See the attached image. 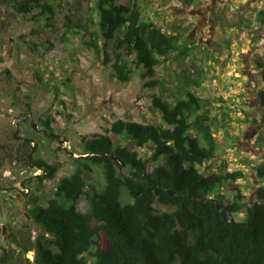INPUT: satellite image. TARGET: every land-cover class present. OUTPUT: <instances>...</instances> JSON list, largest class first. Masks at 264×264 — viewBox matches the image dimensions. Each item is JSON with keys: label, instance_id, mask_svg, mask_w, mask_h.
<instances>
[{"label": "trees", "instance_id": "obj_1", "mask_svg": "<svg viewBox=\"0 0 264 264\" xmlns=\"http://www.w3.org/2000/svg\"><path fill=\"white\" fill-rule=\"evenodd\" d=\"M3 2L14 4L20 14H34L35 20L55 15L54 5L43 0ZM96 10L98 24L90 17L72 27L90 35L87 46L112 62L108 51L112 44L113 69L120 82L128 83L139 73L145 88L162 87L157 68L180 49L186 29L175 24L165 30L146 20L140 0H97ZM261 17L264 21V11ZM256 65L264 82V62ZM192 83L199 88L198 81ZM258 99L264 109V88ZM210 102L191 90L182 91L174 104L155 95L153 111L161 123L118 120L110 129L120 137L117 143L109 134L83 136L81 151H74L79 156H71L76 166L72 174L60 180L46 206L38 204L37 197L33 200L30 214L41 230L39 236L25 237L21 243L11 236V243L20 247L17 264H264V184L254 186L250 198L240 183L246 177L242 170H203L220 150L214 130L219 127L217 119L209 121ZM36 124L54 131L50 121ZM221 125L229 130L228 120ZM125 140L138 148L150 144L153 153L142 158ZM32 148V143H19L22 161L29 162ZM8 158H0V168ZM121 162L126 164L123 170ZM39 163L45 172L38 183L54 179L59 166ZM95 167L103 170L101 191L87 180ZM255 172L264 182V161ZM124 191L128 202H123ZM83 197L89 202L87 211L79 208ZM256 201L261 204L252 227L223 219L221 211L228 209L234 215L244 214L242 222H250ZM33 250L34 261L26 256Z\"/></svg>", "mask_w": 264, "mask_h": 264}, {"label": "rangeland", "instance_id": "obj_2", "mask_svg": "<svg viewBox=\"0 0 264 264\" xmlns=\"http://www.w3.org/2000/svg\"><path fill=\"white\" fill-rule=\"evenodd\" d=\"M43 1L54 5L51 20H35L34 14H20L14 4L0 0V158L9 157L0 168V187L15 186L27 192L21 187L24 183L32 190L26 202L16 191L0 198L8 201L4 212L12 207L10 219L2 222L11 226L15 236L33 240L39 236L40 228L28 217L30 199L36 196L47 205L60 180L75 170L68 151L80 152L83 136L109 134L117 143L121 139L110 129L118 120L162 122L153 111L155 95L174 104L182 91L191 90L211 101L208 116L209 121L217 119L219 127L214 130L220 150L203 170H242L246 177L240 183L247 196L253 197V187L264 184L255 172L264 161V109L258 99L264 82L256 65L264 62V0H194L190 5L184 0H140L146 20L165 30L175 24L186 29L180 49L157 68V78L164 85L154 89L144 87L139 73L128 83L120 82L113 69L112 44H108L112 62H106L102 52L87 46L90 35L72 28L90 17L98 24L97 0ZM192 81H198L199 88ZM224 120L229 122L231 136L221 127ZM32 121H50L53 132L68 141L61 145L39 134L29 126ZM18 128L22 136L39 143L34 161L59 166L54 179L39 184L43 171L20 159L19 143L13 137ZM123 142L142 158L153 153L150 144L138 148L131 140ZM87 180L101 191L105 185L102 168L95 167ZM122 199L130 201L126 191ZM79 208L88 210L86 197ZM234 216L238 221L246 218L244 214ZM0 242L4 244L3 236ZM13 251L15 260L18 252ZM34 256L35 252L29 254L32 260Z\"/></svg>", "mask_w": 264, "mask_h": 264}, {"label": "flooded vegetation", "instance_id": "obj_3", "mask_svg": "<svg viewBox=\"0 0 264 264\" xmlns=\"http://www.w3.org/2000/svg\"><path fill=\"white\" fill-rule=\"evenodd\" d=\"M27 122V120H26V118L25 119H23V123H26ZM38 125V129H35L34 127H33V121L32 122H29V126L32 128V129H34L36 132H38L39 134H41V135H44V134H42V130H46L45 128H43L42 126H40L39 124H37ZM46 131H50V132H52V133H55V132H53V131H51V130H46ZM56 134V133H55ZM56 135H58V134H56ZM20 136H22L21 135V129H20ZM44 136H46L47 138H49V139H55L56 141H59L60 142V138H55V137H53V136H50V135H44ZM22 137H24V136H22ZM25 138H28V137H25ZM31 139V138H30ZM18 143H23V142H20V141H17ZM33 163H39V160L38 161H34L33 160ZM43 174H44V172H43ZM21 187L22 188H27V192H25L24 190H22V189H20V188H18V187H15V186H11V187H0V198L2 197V194H4V193H6V192H13V191H16L17 192V195L18 194H23L24 196H25V202H26V200L28 199V194H30V196L32 195V190H31V187H30V185H25L24 183H22L21 184ZM38 198V197H37ZM14 199V197H11V199L10 200H13ZM34 199H36V196H34V198H32V199H30V203L28 204V207L31 209V207L33 206V200ZM8 200V199H7ZM38 204H40L41 202H40V199L38 198ZM10 206V205H9ZM8 207V201H5L4 202V200L2 201V200H0V231H1V234H0V239H1V237L3 236L4 237V244H2L1 242H0V264H10V263H12V264H17V262H18V258H19V254H20V247L18 246V244L17 243H11V239H12V235H14L11 231H10V225L8 224V223H4V222H2L5 218H7L8 220L10 219V217H11V215H12V207H9V209H7V212H4V209L5 208H7ZM30 209H29V211H28V213H29V215H28V217H29V219L33 222V223H35L36 224V222L34 221V219L32 218V216H31V214H30ZM37 225V224H36ZM38 226V225H37ZM14 237L17 239V242L18 243H21L22 242V239H24L25 237H23L22 239H20V236H15L14 235ZM16 249L17 250V252H18V254H17V256L15 257V260H13L12 259V256H14L13 255V250L14 249ZM31 252H35V250H33V251H30V252H28L27 253V257L29 258V259H31L30 257H29V254H31ZM35 255H36V252H35ZM34 259H35V256H34ZM32 260V259H31ZM32 261H34V260H32Z\"/></svg>", "mask_w": 264, "mask_h": 264}, {"label": "water", "instance_id": "obj_4", "mask_svg": "<svg viewBox=\"0 0 264 264\" xmlns=\"http://www.w3.org/2000/svg\"><path fill=\"white\" fill-rule=\"evenodd\" d=\"M33 127L35 129H38V125L36 123L33 122ZM42 134L44 135H50V136H53L55 138H60V135H56L55 133H52L50 131H46V130H42L41 131ZM14 139L17 140V141H20V142H23V143H32L33 145V148H32V151L31 153L29 154V164L31 167H37L38 169L42 170L43 172L44 171V167L41 163H33V157H34V154L37 150V147L39 145V143L34 140V139H30V138H25V137H22L20 136V128H18L16 130V132L14 133L13 135ZM68 141V138H65V139H60V144L61 145H65V143ZM66 151H68L67 149H65ZM70 154L74 155V152L73 151H68ZM112 159L115 160V161H120L115 155H112ZM126 164L124 162H121V170H123L125 168ZM170 195L174 196V192L170 191L169 192ZM261 204V201H256L253 205V219L250 221V222H242V221H238L236 219V217L234 216V214L229 211L228 209H223L221 211L222 213V216H223V219L227 222H230L232 223L233 225H237V226H244V227H252L254 225V222H255V219H256V211H257V207L258 205ZM0 234H1V231H0Z\"/></svg>", "mask_w": 264, "mask_h": 264}]
</instances>
